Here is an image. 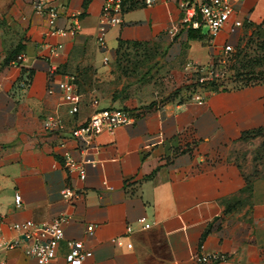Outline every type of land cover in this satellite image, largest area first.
I'll return each mask as SVG.
<instances>
[{
	"label": "crops",
	"instance_id": "obj_1",
	"mask_svg": "<svg viewBox=\"0 0 264 264\" xmlns=\"http://www.w3.org/2000/svg\"><path fill=\"white\" fill-rule=\"evenodd\" d=\"M44 1L59 10L55 28L77 19L80 29L52 35L32 0H0V235L15 239L13 224L46 223L62 213L57 264H67L69 241L91 251L82 264H191L201 250L225 254L218 264H264V176H248L231 155L244 133L264 127V82L207 93L200 104L175 97L136 110L114 92L109 64L118 50L136 45L212 63L223 46L264 33V0L233 3L231 19L213 38L202 28L168 33L180 21V0H125L123 21L108 29L104 47L96 43L104 0ZM68 79L80 93L75 114L58 87ZM93 99L97 108H126L134 119L103 129L83 150L69 134L87 121ZM52 115L64 135L46 138L42 122ZM64 151L89 160L83 180L63 166ZM66 186L81 191L80 198L63 199ZM142 217L149 228H141ZM121 236L123 245H115ZM0 263L34 259L20 246L0 249Z\"/></svg>",
	"mask_w": 264,
	"mask_h": 264
},
{
	"label": "built area",
	"instance_id": "obj_2",
	"mask_svg": "<svg viewBox=\"0 0 264 264\" xmlns=\"http://www.w3.org/2000/svg\"><path fill=\"white\" fill-rule=\"evenodd\" d=\"M153 0H145V4L152 3ZM241 0H180L179 8L181 10V18L178 24H173L168 33L174 36L183 26L187 30H200L203 26L208 29V34L211 38L216 36L218 32L231 19L234 7L233 3ZM33 6L37 12L43 13L48 18L50 26L49 33L60 34L62 36L74 35L79 29L80 24L77 19L66 29H57L54 27V22L58 18V8L44 0H32ZM126 8L125 0H104L98 24L96 28V43L99 47L105 46V34L108 29L114 25L120 24L123 21V15ZM234 26H241L239 20L233 21ZM233 46L225 45L222 47L221 54L226 59L231 56L234 51ZM17 61L22 62V55H17ZM107 59H105L106 61ZM225 62V59H218L209 64L213 67ZM214 77H218L214 75ZM213 79V76L202 77L199 82H204ZM58 87L63 92L64 102L69 106V113L75 114L78 111L80 103V93L77 84L71 80H65L58 83ZM214 92L212 90L197 89L191 96V99L197 103H203L206 94ZM98 100H92V106L95 108L91 112L87 121L77 126L70 131L69 137L79 140L82 144V149L87 150L92 147L95 136L103 129L113 131L121 125L130 124L134 119V113L126 108H97ZM44 137L49 138L52 135L63 133V123L59 116L52 115L44 118L42 122ZM65 136L60 139L59 146L64 147ZM63 166L69 172H75L79 178H85L84 165L89 163V160H75L68 151L63 154ZM62 198L68 202H74L82 195L81 191L66 186L61 191ZM15 207L21 205V197L16 194L14 197ZM66 221L64 214H59L57 217L46 223H34L31 220H26L20 223L13 224L12 228L16 232V238L9 240L0 235V249H12L22 246L24 252L34 259V264H57L56 250L59 242L63 239V224ZM141 224L142 229L149 228L150 224L146 222L144 217L137 220ZM94 225L90 224L86 227V231L91 233ZM127 230H131V225L127 226ZM113 242L117 246L123 245V237H115ZM129 249L132 244H126ZM91 256V251L86 250L83 243L80 241H69L68 251L65 256L67 264H82L83 261ZM191 264H218L220 261L227 259V256L218 252L201 250L198 253H193L190 256ZM3 264V263H0Z\"/></svg>",
	"mask_w": 264,
	"mask_h": 264
},
{
	"label": "rangeland",
	"instance_id": "obj_3",
	"mask_svg": "<svg viewBox=\"0 0 264 264\" xmlns=\"http://www.w3.org/2000/svg\"><path fill=\"white\" fill-rule=\"evenodd\" d=\"M201 32L206 34L207 27L203 26ZM237 48L241 49L238 57L218 55L213 61L224 58L225 62L213 67L195 63L187 53L170 59L156 46L121 48L109 63L115 75L114 92L130 102V108L139 110L187 95L202 77L216 75L230 85L264 82V33L246 37L233 52H238ZM231 155L248 176H264V127L244 133Z\"/></svg>",
	"mask_w": 264,
	"mask_h": 264
},
{
	"label": "trees",
	"instance_id": "obj_4",
	"mask_svg": "<svg viewBox=\"0 0 264 264\" xmlns=\"http://www.w3.org/2000/svg\"><path fill=\"white\" fill-rule=\"evenodd\" d=\"M197 33L200 34V32L198 30H196ZM259 31L255 32L254 34L258 35ZM253 34V35H254ZM236 50H238V52H232L231 53V56L232 57H238L241 53V49L240 48H237ZM231 57V58H232ZM250 84H254L252 82H235L233 85H230L227 83L226 80L224 79H221L219 77H213V79H210V80H207V81H204V82H199L197 81V84L194 88H192L187 95L185 96H179V97H176V98H179V99H191V96L194 92L197 91V89L201 88L203 90H212V91H220V90H225V89H229V88H237V87H242V86H246V85H250Z\"/></svg>",
	"mask_w": 264,
	"mask_h": 264
}]
</instances>
